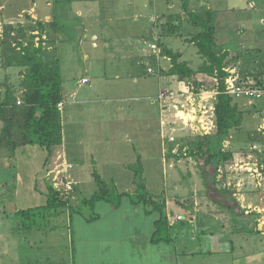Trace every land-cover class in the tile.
<instances>
[{
	"label": "crops",
	"instance_id": "1",
	"mask_svg": "<svg viewBox=\"0 0 264 264\" xmlns=\"http://www.w3.org/2000/svg\"><path fill=\"white\" fill-rule=\"evenodd\" d=\"M181 1H43L46 7L42 11V18L56 21L61 18L67 22L72 19L78 22L69 28L74 39L79 40V46L64 40L66 36L58 27L60 25H52L55 31L57 29L56 32L52 31L57 41L54 43L55 53L51 52L54 54L51 58L60 64L64 98L60 110L63 143L56 148L55 155L63 154L65 162L74 165L71 177L78 182L77 195L84 193L85 187L95 181L94 173L106 183L110 180L119 193L132 194L136 185L134 168L139 161L142 164V177L147 182V179L153 178V171L159 172L157 163L172 158V148L177 145L183 147V144L184 148L188 146L186 144L189 140L185 135L190 136L189 130L172 120L175 118L181 123L180 119L188 118L176 99L195 95L194 86L191 80L169 74L173 65L165 50L179 54V62L192 68L185 58L188 49H174L171 45L181 41L190 48H196L201 64L192 68L195 71L204 65L206 59L191 42L201 29L191 21L185 25L172 22L174 15L179 14L177 3ZM183 2L188 4L192 13H213L215 48L218 53L227 54L226 72L229 75L233 73L243 80H254L257 77L264 79V15L260 9L255 11L259 5L264 7V0H245L246 4L242 2L248 9L260 12L261 16L247 13L242 27L234 23V13L240 2L227 0L222 8L212 0ZM29 4V7L15 5L18 9L11 16L9 12L12 5L7 3L8 14L13 17L28 12L31 10V1ZM62 4L64 7L60 9ZM146 19L148 26L142 21ZM163 19L169 22L166 30H163L166 23ZM128 20L132 21L131 37H120L126 34L123 32V24ZM158 20L162 22L157 24ZM126 32L129 33L128 30ZM62 43H69L68 48L63 47ZM153 45H157V50L152 48ZM69 51L70 56L66 55ZM80 52L84 57V67L80 70L78 66L70 74L71 66H67L69 64L64 58L69 56L70 65L76 64L77 59L81 60ZM4 74L2 70L0 83ZM146 75L156 78L150 82ZM197 77L200 81L207 79L216 82V79L207 78L204 74ZM83 80L88 81L83 83ZM7 84L6 81L3 85L7 87ZM6 89H0V103ZM215 89L204 87L198 95L210 94L208 91H211L214 92L211 95L217 97ZM144 101L149 102V106ZM234 102L242 114L243 122L227 138L224 144L228 149L226 152L233 156L231 164L240 161L244 166L251 165L258 172L261 171L258 176L264 180L262 106L249 107L242 100ZM114 104L121 105L115 110ZM181 112L185 117L180 115ZM256 117L262 118V121L256 130H252ZM249 125L251 128H246ZM4 126V121L0 119V264H264L263 230L258 228V219L249 220L246 214L250 212L248 209L243 210L246 205L253 210L258 208L254 203L257 198L264 208V187L261 182L255 187V180L251 182L252 188H249L254 193L247 192L252 193L248 196L253 197H247L246 200L252 201L246 205L238 201L236 190L231 189L226 190L231 196V201H228L232 202L233 199L234 202L228 208L217 202L201 206L191 196L192 203L184 207L186 213H181L173 207L171 200H166L165 211L174 237L170 243L152 242L158 213L131 201L122 202L118 208L106 204L101 205L102 209L101 206L97 207L98 218L93 221L88 219L91 214L75 217L78 214L69 215L65 211L50 214V221L49 214L41 211H35L32 218L19 215V212L36 210L47 203L46 155L37 145L12 148L10 139L3 134ZM214 130L208 136H214ZM243 130H246L245 134L239 139L237 134L243 133ZM173 137H178L176 143H173ZM29 147L33 153L27 150ZM187 160L192 161V158L187 157ZM177 162L181 163L182 160ZM153 164H156L155 167ZM228 164L230 162L224 164V167ZM230 174L227 178L222 176L223 183L231 184L230 179L234 176ZM146 185L148 187L150 184ZM119 186L127 188L119 191ZM21 195L29 199L28 207L21 203ZM179 204L182 205L183 201L177 200L175 205ZM178 216H182V220L179 221ZM228 216L229 219L225 220ZM124 221H129L127 223L133 227L129 234L112 236L105 230L103 235L97 236L95 232V226L99 223H108L105 225L118 230ZM133 221H137L135 227ZM140 223L147 225L148 229ZM125 244L129 249L128 254L122 252Z\"/></svg>",
	"mask_w": 264,
	"mask_h": 264
},
{
	"label": "trees",
	"instance_id": "2",
	"mask_svg": "<svg viewBox=\"0 0 264 264\" xmlns=\"http://www.w3.org/2000/svg\"><path fill=\"white\" fill-rule=\"evenodd\" d=\"M191 18L194 25L201 29V32L191 42L196 45L199 54L206 59V62L198 71H195L188 64L179 62V54L165 50L173 65L169 74L176 75L183 80H191L195 94L200 93L204 87L208 90L216 88V134L192 142V147L186 156L197 160L206 190L213 189L220 198V200H213L222 204L224 208H228L234 201L233 199L232 202L228 201L231 198L229 191H221L217 188L218 167L232 160V154L223 150V142L229 138L234 129H239L242 126L243 117L234 102L237 99L225 92V81L229 76L226 72L227 54L216 51L213 13L209 11L202 14L195 13L191 14ZM20 47L21 50L18 51L17 48ZM3 48L4 65L7 68H24L25 73L19 106H17L16 93L11 90L7 92L6 100L0 103V119L5 123L3 134L10 139L9 143L14 149L19 146L37 145L46 155L44 165L46 166L47 203L44 207L36 210L19 212V215L32 218L35 211L47 213L48 216L59 211L68 212L69 215H84L81 208H88L92 210L91 217L88 219L93 221L98 218V214L95 212L97 207L106 204L118 208L126 198L131 199L129 193L117 192L114 186L113 188L109 187L97 173H94L93 176L98 186L97 192L90 199L84 198L82 201L74 203L78 199L75 197L77 196V184L71 177L74 165L69 162L70 167L66 169L62 177L65 181L73 182V190L70 193H64L62 188H56L53 180L54 175L50 172L55 166L54 163H51L55 150L63 143L62 119L58 108L64 99L59 61L53 58L49 59L48 56L45 57L44 52L32 44L27 47H22L21 44L13 47L10 43H4ZM199 74H204L207 78H214L216 82L207 83V79L200 81L197 77ZM255 80L262 84V78L257 77ZM138 165L140 168L136 172V179H140L137 182H139L141 191L138 190L137 195L134 196L136 200L131 199V201L134 204H143L150 211L158 213L159 217L154 223L155 231L152 242L155 244L170 243L174 237L173 228L165 211L166 201L157 203L156 199L154 200V197L147 193L140 161ZM211 167H214L215 170L212 171Z\"/></svg>",
	"mask_w": 264,
	"mask_h": 264
},
{
	"label": "rangeland",
	"instance_id": "3",
	"mask_svg": "<svg viewBox=\"0 0 264 264\" xmlns=\"http://www.w3.org/2000/svg\"><path fill=\"white\" fill-rule=\"evenodd\" d=\"M30 1H31V5H32L30 8L31 10H29L28 12L27 11L21 12L19 15L16 14L17 16L11 17L14 14V10L18 9V8H15V5L16 6L27 5L29 7ZM43 1L44 0H5V2L4 1L0 2V76H1L2 70H3V72L6 73V74H4V77L1 79L2 82L0 83V89L4 90L7 88L5 91L6 92L5 96L2 99L3 100L2 102H4L6 100V94L10 90L17 93V95H19L17 100H19V99L21 100L20 96L23 93V91L21 90L22 89L21 86L23 85L22 81L25 79V77H24L25 73L23 71L24 68L19 69V68L11 67V69L8 71V68L4 65V62H5V58H4L5 55L3 53L4 43H10V44H12L13 47L19 46V44H21L22 47H27V46H30L32 44L35 48L41 49L44 52L45 57L48 56L49 59H52L51 57H53L54 54H51V52H54V50H55L54 43L56 40V36L52 33V31H55L54 30L55 27H52V25H55V26L60 25L58 27H60L63 30V35L66 36V37H64L65 38L64 40H67L71 44H75L77 46L80 45L79 40L74 39L75 36H73L72 30L69 28L70 25H72V24L77 25L78 22L77 21L74 22L72 19H70L69 22H67V20L65 21V20H62L61 18H59V19H57V21L59 22V24H58V22L54 19L47 20L46 18H42L41 17L42 11H43V9H45L44 7H46L45 3ZM212 1H214L218 7L220 6L222 8L225 6V1H227V0H212ZM235 1L240 2L239 6L237 7V10H235V13H234L235 18H236L234 23L238 27H242L244 25L243 24L244 23V16H246L247 13L256 14L258 17H261L260 12H255V11H259V9H260L262 12V15H264V7L262 5H259L258 9L254 11V10L248 9V6H246V5H242V2H244V4H246L245 0H235ZM7 3L12 5V9H10V12H9L11 14V16L8 14V11H7L8 10ZM177 6L179 7V14L177 13L174 15L175 19L172 20V22L177 24V25H178V23H180V24L182 23L184 25L186 23L189 24L190 21L193 23V20L191 18V14H195V13L191 12V8H189L188 4L184 3L182 0L180 3H177ZM62 7H64L63 4L61 5L60 9ZM130 20H131V18H130ZM130 20L124 22L123 27L125 29H123V32L125 31L126 34H122V36H120V37H124V38L131 37L130 36L131 35L130 30L133 29V27H132V21H130ZM142 21H145L147 26H148L147 19L142 20ZM163 21L166 22L165 25H163L164 26L163 30H166L167 25H169V22L166 19H163ZM161 22H162V20L161 21L158 20L157 24H159ZM263 28H264V25H263ZM126 30H128L129 33H127ZM56 31H57V29H56ZM70 31H71V33L68 34V32H70ZM159 40H160V38H159ZM56 44H57V42H56ZM61 45L63 47L66 46L65 48H68L67 45H69V43H62ZM171 47H173L174 49H176L177 47H181L183 49H188L187 52L185 53V58L189 62V64L192 66L193 69H195L197 65L201 64V59L196 54V52H197L196 48H194V47L190 48V47L186 46L185 44H183L181 41H175L171 45ZM17 50L20 51L21 47L17 48ZM70 54H71L70 51L66 53V55H69V56H70ZM69 56L67 58H64L65 62L69 64L67 66H71L69 73L70 74L74 73L78 66L80 67V70H82V67H84V64H85L84 60H83L84 57H83L82 53L80 52V59L81 60L78 61V59H77V63L72 64V65H70V62H71L70 58L71 57H69ZM64 59H62V61ZM61 64H62V62H61ZM7 72H10V73L8 74ZM67 74H68V72H66V75ZM145 77H147L146 79H148L150 82H153V79L156 78L155 76H150V75H146ZM6 81L8 82L7 87H5L3 85L4 83H6ZM206 82L212 83L214 81L210 80V81H206ZM149 90H151V89H149ZM208 92L210 94H201V95H198V94L192 95L191 94L190 96L188 95L189 97H182L180 95L181 99H176L177 104H179V106L182 108L184 113H186V116L188 118L187 119H185V118L180 119L181 123L177 119L173 118L172 122L182 124L185 127V130L186 129L189 130L190 136L193 139H191V137L189 135H187V136L185 135V137H187V140L190 141V142L188 141L186 144L190 148L192 147L191 143L194 142L197 138L204 137L203 135H200L201 129L198 128V126L200 127L201 124L208 122L210 124L212 123L211 124L212 127H215L216 117H215V111H213V110H214V104L216 102V96H214L213 94L211 95V93H214V92H211V91H208ZM20 100L17 101V106H19ZM145 102L146 101H144L143 103L146 106H149L148 105L149 102H146V103ZM243 102H246V101H243ZM120 105L121 104H114L113 107L116 110L117 107H119ZM246 106L247 105H245V107ZM249 107H250V105H249ZM205 111H207V112L209 111L207 113V115H204ZM184 113H180V115L185 117ZM256 120L258 122L257 121L253 122L252 130L257 129L259 123H261V121H262V118L256 117ZM256 122H257V124H256ZM175 126H177V125H175ZM248 127L251 128V125L246 126V128H248ZM182 129H184V128H182ZM190 129L193 131V133H192V131H190ZM208 130L210 133L211 129H209V126H208ZM245 131L246 130H243V133L237 134V136H239V139H240V136L242 137V135L245 134ZM213 133H214V135L216 134V127H215V130L213 131ZM206 136H208V135H206ZM174 138L175 137H173L172 139L174 140ZM177 139H178V137L175 138V141H173V143H176ZM227 140L228 139L224 140V142H223V150L224 151L228 150L226 148V146H224V144ZM151 141L154 142L155 140L151 139ZM184 146H185V144H183V147H181L180 145H177L174 148H172V149H174V150L170 151L171 154H173L171 156L172 158H170V159L168 158V161L165 160L164 162L161 161L160 163H157V165L159 164V172H157L156 170H155V172L153 171V178L150 180L147 179V182H146V184L147 183L150 184L147 187V193L152 195L154 197V200L156 199L155 202L164 203V201H166V200H171L172 204L174 205L173 207H176L177 211L181 212V213H186L187 210L184 207H188L192 203L191 202V200H192L191 196L194 197L196 199V202L198 204H200L201 206L209 204V203L216 204V202H214V200H220V198L218 197L217 194H215L213 189H210L209 191L206 190V187L204 185V182H203V179L201 176L200 169L198 167V162H197V160H194L193 158H192V161L187 160L186 153L189 152L187 150L189 147L186 146L184 148ZM27 150H31V153H33L32 149L30 147L27 148ZM174 156L176 158H174ZM63 157H64L63 154L58 153V154L54 155L51 163H54L55 165H58L57 166L58 168L63 169L64 164L65 163L68 164V162H65L66 157H64V158ZM178 160H182V162L181 163L177 162ZM169 161H171V162H169ZM231 163L232 162L230 161V164H228V166H225V167H224V165H222V167H224V168H220V166L218 167L217 187L221 190H224V189L225 190L231 189L234 191L236 190L235 192L237 193L238 201L241 202V204L243 203L244 205H246V204H248V201H250V202L252 201V200H246V199H248L247 197H253V196H248V194L254 193L252 189H249V188H252V186H253V184L251 182H253L254 180L256 181L255 187H257V184L259 182H261L263 184V187H264V180H262L263 179L262 176H258L261 173V171L259 170V172H258L256 169L251 167V165H245L244 166V164L241 163L240 161L235 162L233 164H231ZM155 165L156 164H153V167H155ZM173 166H174V168H173ZM139 168H140L139 165L134 168L135 178H136V172L139 171L138 170ZM187 168H188L189 172L187 171ZM211 169H212V171L215 170L214 167H211ZM163 171H165V173ZM174 173L176 175H172ZM229 173H231L230 175L234 176V178L230 179V181H231L230 185H228V183H223V181H222V176L225 175L227 178V175ZM250 174H254L256 177H251ZM59 175H60L59 173H56L54 176L59 177ZM127 176H130V174H128ZM263 176H264V174H263ZM137 180L139 181L140 179H135V184H136L135 185V191H133L132 194L130 193L131 199H135V200H136V198L134 196L137 195V191L138 190L141 191V187H139V182H137ZM239 180H240V182L238 183ZM73 182L78 184L77 180H73ZM107 183H108L109 187L113 188L114 184H112V182H110V180H108ZM126 184H127V182H126ZM76 187H78V185H76ZM255 187H253V188H255ZM97 188H98V186H97L96 182L92 181V184H90V185L88 184L85 187L86 191L84 190L85 191L84 193L80 192V194H78L79 196L78 195L75 196L79 199L74 201V203H76L77 201L80 202L84 198L90 199L92 197V195L95 193L94 191L97 190ZM125 188H127V187L123 188L122 186L121 187L119 186L117 189H119V191H121ZM247 192H252V193H247ZM25 196L21 195V197H23V198H20L21 203L25 207H28V205L30 204L29 199H25L24 198ZM131 199L126 198L124 201L125 202L131 201ZM22 200H24L25 202ZM177 200H182L183 204L182 205H180V204L175 205V204H177ZM210 201H213V202H210ZM254 201H255L254 203L256 205H258V208L253 210V209L248 208L246 205V208H244V209L242 208V209L243 210L248 209V211L250 212L249 215L245 213L246 216H249V220H253V218L258 219V224L260 225L258 228H260L261 231L263 230V234H264V208H262L261 201L258 198ZM135 205H136V203H135ZM102 206H101V209L103 208ZM98 210L99 209H96L95 212L97 213ZM81 211L85 215H90L92 212V210H90L88 208H81ZM76 216H79V215H75V217ZM48 218H49V216H48ZM228 219H229V216L226 217L225 220H228ZM49 221H50V218H49ZM127 222H129V221H127ZM127 222L124 221V223L121 224L122 228L119 226L118 230L116 228L115 229L110 228L109 225H105L108 223H99L95 226V232H96L97 236L103 235V231H105V230H107L109 232V235H112V236H114L115 234L126 235V234H129L132 230L131 228H133L131 223H127ZM134 224L137 225V221H133V226H134ZM140 224H142V223H140ZM142 226L145 227V229H148L147 225L142 224ZM229 228H230V226H229ZM96 246H97V244H95V248L97 251ZM164 248H166V247H164ZM122 249H123L122 250L123 253L128 254L129 249H128V246H126V244L122 246Z\"/></svg>",
	"mask_w": 264,
	"mask_h": 264
},
{
	"label": "built area",
	"instance_id": "4",
	"mask_svg": "<svg viewBox=\"0 0 264 264\" xmlns=\"http://www.w3.org/2000/svg\"><path fill=\"white\" fill-rule=\"evenodd\" d=\"M152 48L157 50V45H153ZM87 81L88 80H83V83H87ZM261 82L262 84H259L258 81H256L255 79L243 80L238 75H234L233 73H231L226 78L225 81V85H226L225 92L228 95L233 96L234 99L246 101L247 104L250 106L261 105L262 106L261 111L264 113V79ZM58 108L59 110H61L62 105L60 104ZM208 112L205 111L204 115H207ZM211 124L208 122L201 124L200 131L203 133V135L210 134L208 130V126L209 129H211L210 131L215 129V127H212ZM263 131H264V126H263ZM57 166L58 165H55L53 170L50 172V174L53 175H55L56 173L60 174L59 177L53 176V180L55 181V186L58 189L62 188L64 193H70L73 190V182L65 181L64 178L62 177L63 173L66 171L68 167H70V165L65 163L63 169L58 168ZM177 219L179 221L182 220V216H178Z\"/></svg>",
	"mask_w": 264,
	"mask_h": 264
},
{
	"label": "bare ground",
	"instance_id": "5",
	"mask_svg": "<svg viewBox=\"0 0 264 264\" xmlns=\"http://www.w3.org/2000/svg\"><path fill=\"white\" fill-rule=\"evenodd\" d=\"M181 113H183V112H181Z\"/></svg>",
	"mask_w": 264,
	"mask_h": 264
}]
</instances>
